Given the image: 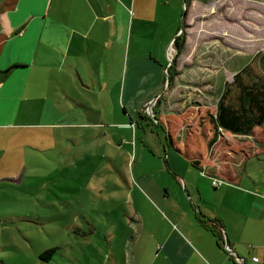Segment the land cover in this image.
<instances>
[{
  "label": "rangeland",
  "instance_id": "1",
  "mask_svg": "<svg viewBox=\"0 0 264 264\" xmlns=\"http://www.w3.org/2000/svg\"><path fill=\"white\" fill-rule=\"evenodd\" d=\"M198 2H191L184 17V0H150L141 9L143 22L136 20L132 32L129 27L128 80L133 76L138 80L140 99L126 100L123 105L117 100L118 86L114 85L116 81L123 84L124 77L111 76L114 90L110 95L99 90L93 74L94 94L80 85L76 92L93 103L90 116L98 124H87L93 128L19 126L0 133V144L2 140L8 142L7 134H17L11 135L9 151L0 150V264H108L111 243L118 248L128 243L130 248L139 241L137 232L142 228L135 221V210L160 222L159 211L168 216L166 212L191 209L192 189L184 185L202 173L177 147L185 151L190 139L192 147L208 150L206 136L210 134L205 132L212 124L224 84L248 63L264 76V65L255 57L259 52L264 54V0ZM182 32L185 41L178 54L175 40ZM136 53L142 54L145 62L138 65L139 73L134 75L131 67ZM172 65L179 73L170 86L166 69ZM149 67L161 69L158 90H146L154 79ZM195 74L202 83L207 78L202 111L179 101L173 103L175 93L186 98L189 92L186 87L173 92V86H183ZM50 79L54 82L51 76L47 82ZM101 80L103 84L107 77L101 76ZM56 85H52V92H56ZM148 96L152 100L157 97L156 101H147ZM149 110L157 113L160 121ZM19 111L15 124L39 120L34 117L36 112L25 111L24 106ZM29 114L34 116L25 118ZM182 120L185 129L180 128ZM253 134L260 138L249 136V143L239 136L224 135L220 140L224 151L218 150V154L228 159L239 149L235 172L243 181L241 191L228 195L251 202L252 195L244 188L264 204V123ZM240 148L247 150L248 158ZM204 176L211 181L210 176ZM142 179L154 188L158 203L147 194L146 185L147 200L133 192L134 184ZM227 185L225 182L223 186ZM201 187L208 200L224 194L212 182L210 189L201 180ZM50 248L56 252L50 259L42 258Z\"/></svg>",
  "mask_w": 264,
  "mask_h": 264
},
{
  "label": "crops",
  "instance_id": "2",
  "mask_svg": "<svg viewBox=\"0 0 264 264\" xmlns=\"http://www.w3.org/2000/svg\"><path fill=\"white\" fill-rule=\"evenodd\" d=\"M148 1L150 0H0V133L19 126L39 129L61 126L93 128L87 126L98 124L97 119L90 116L93 103L87 101L84 94L76 92L80 85L94 94V77L97 78V84H100L99 90H107L110 95L114 86H118L116 97L123 105H126V100L139 98L136 93L138 80L134 76L128 80L126 42L129 27L132 32L136 20L143 22L141 9ZM193 2L199 4L198 0ZM171 43L169 47L172 50ZM132 61V73L137 75L138 65L145 62V57L136 53ZM149 69L152 70L154 79L152 85L147 83L146 90H158L161 69ZM113 75H119L121 80L123 76L124 83L116 81L113 86L110 83ZM48 76L54 82L51 79L47 82ZM76 76L79 77L78 80ZM101 76H106L107 82L102 84ZM55 83L56 92H52L51 87ZM108 83L111 84L110 87ZM184 85L175 84L172 90L179 92L181 87H186L189 91L187 99L175 93L173 103L179 101L202 111L207 99V78L202 83V78L197 79L196 75L190 77ZM183 88L181 91H184ZM157 97L152 100L153 97L148 96L147 101L153 103ZM21 106H24L25 111L29 109L31 113L36 112L35 116L29 114L25 118L37 116L39 120L15 124ZM75 107L85 109L79 111ZM217 109L218 101L215 113ZM179 125L185 129L186 123L182 120ZM253 132L248 135L235 134L220 127L219 137L216 136L212 147L204 152L197 145L192 147L193 142L189 139L190 143L185 144V151L199 160L201 168L191 165L202 173L199 179H189L190 182L186 181L184 185L192 189L191 209L183 212L174 210L171 214L166 212L168 216L159 211L157 216L160 222L135 210V221L142 228L140 233L137 232L139 241L130 248L128 243L123 248L111 243L108 246V264H243L244 261L246 264H264V204L257 202V198L248 189L242 188L252 195L251 202L242 201L234 194L228 195L231 191H241L239 186L243 181L235 172L239 149L233 151V156L228 155V159H224V155L219 156L218 152L223 149L220 140L224 135L239 136L244 142L249 136L254 137ZM205 133L210 134L209 137L206 136L208 142L213 135L212 124ZM7 135L8 142L2 140L1 151H9L10 143L17 134H11L13 137ZM255 137L260 138L259 134ZM177 148L183 151L180 146ZM241 151L248 158L247 150L242 148ZM204 175L210 176L211 181ZM215 178L221 179L223 183L214 186ZM201 180L210 189L212 182V186L224 194H217L211 200L205 199ZM225 182L227 186H223ZM144 185L149 189L147 194L150 198L158 203L156 191L145 179L134 184L133 192L137 191L139 197L147 200ZM199 215L217 227L224 241H228L226 244L230 249L201 223ZM148 222L150 226L145 228ZM254 257L259 260L255 261Z\"/></svg>",
  "mask_w": 264,
  "mask_h": 264
},
{
  "label": "trees",
  "instance_id": "3",
  "mask_svg": "<svg viewBox=\"0 0 264 264\" xmlns=\"http://www.w3.org/2000/svg\"><path fill=\"white\" fill-rule=\"evenodd\" d=\"M192 1L186 0L187 8ZM179 31L180 29H178ZM183 33L178 35L175 40L178 42V54L181 53L185 41ZM255 57H258L259 61L264 65L263 53L259 52ZM173 62L174 64L177 62V57L173 59ZM174 68L172 65L167 69L170 76V86L179 73L176 70H172ZM257 72V69L248 63L234 74L232 81L226 83L225 90L218 100L217 113L211 116L213 135L207 142L209 148L212 147L216 136L219 135L220 127L235 134H251L257 125L264 123V76L259 75ZM186 151L181 152L188 155L193 165L201 168L199 160L194 155L186 153ZM198 219L217 236L221 243H225L221 232L217 227L210 224L207 218L199 215ZM55 252L56 248H50L44 251L41 256L42 258L50 259Z\"/></svg>",
  "mask_w": 264,
  "mask_h": 264
},
{
  "label": "built area",
  "instance_id": "4",
  "mask_svg": "<svg viewBox=\"0 0 264 264\" xmlns=\"http://www.w3.org/2000/svg\"><path fill=\"white\" fill-rule=\"evenodd\" d=\"M223 183V181L221 180V179H219V178H215L214 180H213V184H214V186H219V185H221ZM255 261H258L259 260V258L258 257H254L253 258Z\"/></svg>",
  "mask_w": 264,
  "mask_h": 264
},
{
  "label": "water",
  "instance_id": "5",
  "mask_svg": "<svg viewBox=\"0 0 264 264\" xmlns=\"http://www.w3.org/2000/svg\"><path fill=\"white\" fill-rule=\"evenodd\" d=\"M184 5H185L184 17H185V16L187 15L186 0H184ZM182 30H183V27H182ZM172 43H173V42H172ZM225 241H226L225 244L228 243L227 240H225ZM226 248H227V249H230V247H229L228 244H226ZM243 264H246V262L244 261Z\"/></svg>",
  "mask_w": 264,
  "mask_h": 264
},
{
  "label": "flooded vegetation",
  "instance_id": "6",
  "mask_svg": "<svg viewBox=\"0 0 264 264\" xmlns=\"http://www.w3.org/2000/svg\"><path fill=\"white\" fill-rule=\"evenodd\" d=\"M166 71H167V69H166ZM167 73H168V71H167ZM170 88V87H169ZM161 99V96L159 97V99L158 100H160ZM156 101V100H155ZM188 107H191V105H187ZM148 110V109H147ZM149 112L152 114V115H155L154 116V118L156 119V120H158V121H160V119H159V117L157 116V113H155L154 111L153 112H151L150 110H149ZM167 118V117H166ZM245 135H248V134H245ZM168 136V135H167ZM172 139V138H171Z\"/></svg>",
  "mask_w": 264,
  "mask_h": 264
}]
</instances>
